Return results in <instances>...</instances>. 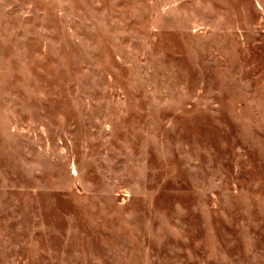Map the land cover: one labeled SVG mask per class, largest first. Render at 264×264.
I'll return each mask as SVG.
<instances>
[{"label": "rangeland", "instance_id": "obj_1", "mask_svg": "<svg viewBox=\"0 0 264 264\" xmlns=\"http://www.w3.org/2000/svg\"><path fill=\"white\" fill-rule=\"evenodd\" d=\"M0 264H264V0H0Z\"/></svg>", "mask_w": 264, "mask_h": 264}]
</instances>
